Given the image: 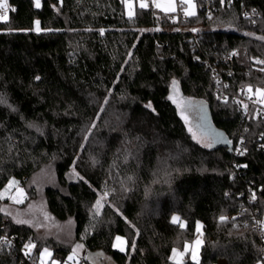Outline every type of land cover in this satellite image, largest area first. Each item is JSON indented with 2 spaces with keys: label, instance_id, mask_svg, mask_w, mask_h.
Returning <instances> with one entry per match:
<instances>
[{
  "label": "trees",
  "instance_id": "trees-1",
  "mask_svg": "<svg viewBox=\"0 0 264 264\" xmlns=\"http://www.w3.org/2000/svg\"><path fill=\"white\" fill-rule=\"evenodd\" d=\"M197 2L196 16L151 4L136 6L129 20L120 0H41L39 9L34 0H9L0 21V189L12 177L26 185L51 163L58 185L45 188L47 207L73 219L88 264L100 254L116 264H195L189 254L171 255L191 244L198 222L200 264H264L255 227L264 216V116L247 95L264 90V64L256 63L264 60V0ZM36 20L53 31H29ZM173 80L183 95L205 101L208 127L231 145L209 149L193 139L167 99ZM241 139L245 155L230 151ZM73 167L87 183L69 178ZM4 217L0 209V233L16 242L0 243V264H39L46 244L31 226ZM117 235L127 238L124 251L114 247ZM50 242L47 264H63L68 250Z\"/></svg>",
  "mask_w": 264,
  "mask_h": 264
},
{
  "label": "rangeland",
  "instance_id": "rangeland-1",
  "mask_svg": "<svg viewBox=\"0 0 264 264\" xmlns=\"http://www.w3.org/2000/svg\"><path fill=\"white\" fill-rule=\"evenodd\" d=\"M158 2L162 6H167L169 3H174L177 6V10L179 9V7L181 8L182 10L180 12L181 14H178L181 16L184 15V9L188 8L187 4L181 5V0H158ZM193 2L196 5L195 11L197 12L198 2L197 0H193ZM7 3H8V6L10 7L9 0H7ZM131 3L133 4V12H135L136 6H139V0H131ZM147 3L149 5L151 4L153 5L152 0L151 1L147 0ZM125 10L127 13L126 6H125ZM178 15L176 14L175 16H178ZM8 16H9V10L7 13V17ZM178 90H179L178 91V101L182 99L185 101L190 100L193 102V106L191 108H188L184 112V115L187 116V120H188V122L187 123L185 122V123L187 125L188 130H189V127L192 128V132L190 133L192 134V137H193V134H195L196 136V139L194 138L193 139L196 142L197 140H200L201 142L199 144L204 145V143L208 141V137L207 135L202 133V131L197 127V125L199 124V117L203 116L204 114L202 107L206 103L204 100H199L196 98L183 95L180 92L179 86H178ZM252 94H254V96L257 97L258 102H259L258 106H255L257 110V107L263 106L264 104V90L256 89L254 93L252 92ZM178 109L181 115V108L178 107ZM197 109L201 110L199 112V115H198ZM212 131L217 132L215 130H212ZM223 136L226 139H228L225 135ZM75 173L77 172L75 170L74 171L72 170V172L69 174V178L70 179L77 178ZM10 181H15L16 183L10 185ZM49 185L50 186L58 185L56 173L51 163L43 165L34 174V176L30 180L27 181L26 185L20 184L18 178L12 177L6 183V185L0 189V194H2V198L0 199V209L5 213V217L7 219H10V218L13 219V217H15L17 219H25V220H30L32 222L31 224H27V225L31 226L34 229L37 238L41 240L43 244H46L42 248L41 252L43 251L44 248H47L52 255L53 248L51 247L52 244L50 241H52V243L55 241V243L57 244L61 243L62 245H64L65 248L68 250L66 259L63 264H88V262L84 260L85 255L87 256V252L84 246L77 251V254L74 260L68 259V257L72 255V252L75 246L81 243L75 240V224H74L73 219L69 218L67 220L61 221L57 219L49 211L47 207V203H46V196H45V188ZM19 189H23V192L21 193L20 191H18ZM105 198L106 197L103 194L100 195V199H99L101 200L100 210L102 209L103 205L106 203ZM16 200H23V203H16ZM45 217H47V219H45ZM198 224L200 225V230L198 231L197 236L193 239L190 245H194L195 241L198 238L202 240L201 222H198ZM36 225H39V227H37ZM117 236H120L125 241H127L126 237L121 236V235H117ZM126 244L124 245V248L126 247ZM183 247L184 246H182L181 248L177 247L175 249L176 250L178 248L183 249ZM117 248L119 247L117 246ZM181 251L182 250H180V252ZM188 252H189V257L191 259V250L189 249ZM182 257L183 255H180L179 258L182 259ZM50 258L51 256L44 257L42 262L41 260H39V264H47ZM199 259H200V249H199ZM219 260L227 262V260L223 258ZM53 262H55V264H59V259L52 258V261L50 264H53ZM94 262L95 264H116L113 262L110 256L103 255V254H100V257L95 256ZM256 264H263V262L262 260H258Z\"/></svg>",
  "mask_w": 264,
  "mask_h": 264
},
{
  "label": "snow or ice",
  "instance_id": "snow-or-ice-1",
  "mask_svg": "<svg viewBox=\"0 0 264 264\" xmlns=\"http://www.w3.org/2000/svg\"><path fill=\"white\" fill-rule=\"evenodd\" d=\"M120 2L126 6V9H127V16H128V19L131 20L133 19L134 17V12H133V4L131 3V0H120ZM153 2V5L155 8L157 9H160L161 11H164L165 13H175L176 10H177V6L174 4V3H169L167 6H162L158 0H152ZM221 6L223 7L224 4H225V0H219ZM60 3L62 4L63 3V0H60ZM228 3L230 4L231 3V0H228ZM184 4H187L188 5V8L187 9H184V15L185 16H196V11H195V3L193 2V0H181V5H184ZM34 6L35 8L39 9L41 8V0H34ZM55 8V5L53 6ZM149 7V4L147 3V0H139V8L140 9H147ZM8 10H9V6H8V3H7V0H0V20H3V21H7V13H8ZM12 11H15V9H12ZM58 11V9H57ZM209 18L211 19V15H209ZM160 29H156V31H159ZM179 29H177L178 31ZM29 31H33L35 32L36 34H40L41 32H51L53 31V29H43L41 27V22L39 20H36L34 22V27L32 29H30ZM192 31H197L196 29H193ZM104 34V29H100V35H103ZM258 39H261V40H264V36L262 37H258ZM129 55V58H131V53L128 54ZM233 56L237 55L236 52H233L232 53ZM256 63H259V64H264V60H256ZM121 71H123V68L121 69ZM36 80H39L40 77L37 76L35 77ZM225 87H227L225 85ZM171 90H172V94H170L167 99L172 101L173 103H177V106L181 108V115L183 116V118L185 119V122L187 123L188 120H187V116L184 115V112L188 109V108H191L193 106V102L192 101H185V100H182L180 99L178 101V82L176 80H173L171 82ZM249 91H251V88L248 89ZM107 102V101H105ZM225 102H227V98H225ZM147 108H152V105L149 103L148 105H146ZM243 110L245 111V114H247V110H248V105L247 104H243ZM154 111V109H152ZM201 110L200 109H197V112H198V115H199V112ZM197 127L202 131L203 134L207 135L208 137V141L204 143V147L206 148H213L217 143H225V144H228V145H231L233 142L231 140H228L226 139L223 134L221 133H218V132H214L212 131L208 125H207V119L206 117L204 116H200L199 117V124L197 125ZM189 132H192V128L189 127ZM193 138L196 139V136L195 134H193ZM198 143H200L201 141L200 140H197ZM244 144V141L243 139L240 140L238 146L234 149L230 148V151H235L237 154L239 155H245L247 153V147H241V145ZM262 149H264V144H262L260 146ZM93 163H96V161L93 159ZM237 167H246V165H243V166H240L238 165ZM73 171H74V167H73ZM75 175L77 176V178L79 180H82L84 181L85 183H87V181L85 180L84 177L82 176H79L78 173H75ZM16 182L15 181H10V185L12 184H15ZM18 191H20L21 193L23 192V189H19ZM105 197L108 195L107 192H105L103 194ZM0 198H2V194H0ZM251 199L253 201H255L257 199L256 197V193L253 192L252 193V197ZM16 203H23V200H16ZM100 207H101V200H97L96 201V204H95V214H99L100 212ZM116 211L119 213V209H116ZM13 219H15V222L17 224H31L32 222L30 220H25V219H17L15 217H13ZM45 219H47V217H45ZM180 218L177 217V216H173L171 218V222L172 223H177V221L179 220ZM227 217L224 216V215H221L219 217V220L221 223L223 222H226L227 221ZM233 220H235V218H233ZM37 227H39V225H36ZM182 228L184 227V224L181 223L180 225ZM197 230L199 231L200 230V225L197 224ZM0 243H3V244H8V241L7 240H0ZM127 243V241H125L122 237L120 236H116L115 237V244H114V247H119L120 248V251H124L125 248H124V245ZM203 241L201 239H197L194 243V245H189V244H185V251H189V249L191 250V259L195 262V264H200V261H199V249L202 245ZM10 246V245H9ZM35 247V244L32 243L31 241H29L28 243H25L23 245V250H24V254L25 255H30L31 254V250ZM83 247V245L81 244H77L75 246V248L73 249V252H72V255H70L68 257L69 260H74L76 254H77V251L79 249H81ZM132 248L134 249L135 248V240L132 241ZM176 255H183L182 253L178 254L176 252V249H173V256L175 257ZM46 256H51V253L49 252V250L47 248H44L43 251L40 253V260L41 262L43 261V258L46 257ZM53 264H55V262H53Z\"/></svg>",
  "mask_w": 264,
  "mask_h": 264
},
{
  "label": "built area",
  "instance_id": "built-area-1",
  "mask_svg": "<svg viewBox=\"0 0 264 264\" xmlns=\"http://www.w3.org/2000/svg\"><path fill=\"white\" fill-rule=\"evenodd\" d=\"M151 1V0H149ZM211 1L212 0H205L206 3V7L210 8L211 5ZM246 15H252V12L250 10L245 11ZM247 95H248V100L250 103H253L254 105L256 104V106H258V99L256 96H254V94H252L251 92L247 91ZM256 112L258 114H261L262 116H264V104L263 106L257 107ZM8 222V219L6 217H4L2 219V223H6ZM3 224H1L0 222V227H2ZM255 227L260 231L261 236L264 237V216H261L257 219V221L255 222ZM0 240H7L8 244H13L16 242L15 237H13L12 235H10L7 231H3L2 233H0ZM22 250H23V246H22ZM24 251V250H23ZM176 252L178 254H180V250L177 249ZM27 257H30V255H26ZM178 255H176L175 257L173 256V254L171 255V259L172 260H177ZM218 264H228L225 261H218Z\"/></svg>",
  "mask_w": 264,
  "mask_h": 264
},
{
  "label": "crops",
  "instance_id": "crops-1",
  "mask_svg": "<svg viewBox=\"0 0 264 264\" xmlns=\"http://www.w3.org/2000/svg\"><path fill=\"white\" fill-rule=\"evenodd\" d=\"M189 245H190V244H189ZM178 249H179V248H178ZM184 249H185V245H184L183 249H179V250H182L180 253L183 254V257L186 256L187 254H189V252H188V251H185ZM172 254H173V253H172ZM179 257H180V255H178L177 260H180ZM183 257H182V258H183Z\"/></svg>",
  "mask_w": 264,
  "mask_h": 264
}]
</instances>
